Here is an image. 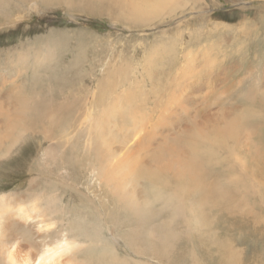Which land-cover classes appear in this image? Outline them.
I'll list each match as a JSON object with an SVG mask.
<instances>
[{"label": "bare ground", "instance_id": "6f19581e", "mask_svg": "<svg viewBox=\"0 0 264 264\" xmlns=\"http://www.w3.org/2000/svg\"><path fill=\"white\" fill-rule=\"evenodd\" d=\"M31 1L17 0L15 9L25 12ZM35 1L129 28L198 0ZM50 44L52 50L24 51L29 63L14 49L0 53V73L9 75L0 74V264H148L153 241V253L164 254L158 264H264V84L240 92V78L216 94L215 114L191 113L194 98L180 95L187 79L170 57L157 78L153 65L100 64L101 55L89 67L80 47L59 60V47ZM214 54L205 63L211 70ZM140 72L145 79L127 78ZM65 167L97 206L110 202L108 237L97 226L87 230L80 210L72 216L57 203L51 171L60 175ZM169 206L189 236L176 253L170 247L181 230L169 224ZM119 239L129 250L141 242L144 259L119 255Z\"/></svg>", "mask_w": 264, "mask_h": 264}, {"label": "rangeland", "instance_id": "374dc122", "mask_svg": "<svg viewBox=\"0 0 264 264\" xmlns=\"http://www.w3.org/2000/svg\"><path fill=\"white\" fill-rule=\"evenodd\" d=\"M190 1L192 0H188ZM198 1L181 3L175 13L166 14L168 11H162L163 16H160L162 18L150 21L148 27L134 23L128 28L99 14L68 12L63 6L44 8L45 5L32 0L26 6L28 10L22 12L21 9H15L17 0H0V53L6 52L8 48L14 49L16 57L21 55L22 61L29 63L30 55H25L24 51L36 52L34 48L52 50L50 41L53 40L61 51L60 56L54 54L56 59L67 60L76 54L77 50L74 49L80 47L82 52L85 51L82 53L79 50L78 56L85 58L89 64L92 63L89 59L96 60L101 55V60L97 62L100 64L117 59L126 63L129 69L134 65L137 67L138 64L153 65L155 67L151 75L157 78L164 73L159 66L166 64L170 57L175 62L174 69L177 71L175 73L183 72L187 79L186 83L180 86V95L194 98V108H191L190 112L215 114L220 106L215 96L223 91L224 85L228 86L243 77L246 79L238 89L241 90L240 92L256 82L264 84V0ZM20 12V18H16L11 24L12 17ZM8 14L10 17H7ZM14 24L27 27L16 28L12 26ZM89 31L97 36L95 41L81 36L82 32L89 33ZM19 38L20 41H17ZM155 51H159L161 55L156 56ZM214 51H216V63L211 70L205 63L215 55ZM15 56H12L13 60H16ZM159 57H163L166 61L160 62ZM203 60L205 61L202 62ZM91 66L92 64L89 67ZM7 73L6 70L0 74L7 77L9 76ZM92 75L94 78L97 77L95 73ZM136 75L132 73L127 78L130 80L135 77L146 78V74L142 72L140 76ZM89 81L91 82L92 79ZM122 86L124 88L125 83ZM143 91L147 92L145 89ZM223 97L224 94L221 98ZM212 100L215 104L209 105ZM229 104L233 105L235 101L231 98ZM51 172V175L59 181L54 186L59 199L57 203L67 204L72 216L80 210L78 212L85 216L87 230L90 231L91 229L88 228L91 226H97V230L100 229L103 236L108 237L105 230V225H108L106 215L112 211L108 199L103 198L101 205L97 206L92 196L85 194L86 186L79 183L77 172L72 168L65 167V171L60 175L53 169ZM81 181L85 183L84 176ZM72 195L74 200L69 202L68 199ZM168 214L172 228L181 230L170 247L176 253L184 240L189 241V236L181 226V218L174 216L171 206L168 207ZM111 237L109 235V239ZM123 242L124 240L119 239L117 243H113L119 255L124 256L126 253L131 258L144 259V256L138 255V251L144 252L141 242H137V246L130 250ZM154 243V241L150 242L152 258L151 262L147 261L148 264H158L156 259L160 260L164 257L161 252L153 253ZM134 249L137 251L136 254L133 252ZM168 254L170 255V252ZM168 254L167 257L171 259ZM165 261L168 263V260ZM129 263L134 264V262ZM143 263L142 261L135 264ZM168 264L176 263L170 260Z\"/></svg>", "mask_w": 264, "mask_h": 264}]
</instances>
